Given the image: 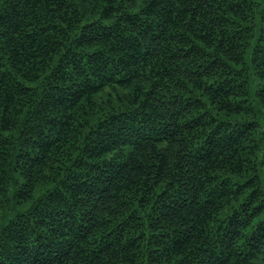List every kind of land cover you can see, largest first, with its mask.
Listing matches in <instances>:
<instances>
[{"label":"trees","instance_id":"1","mask_svg":"<svg viewBox=\"0 0 264 264\" xmlns=\"http://www.w3.org/2000/svg\"><path fill=\"white\" fill-rule=\"evenodd\" d=\"M0 264H264V0H0Z\"/></svg>","mask_w":264,"mask_h":264}]
</instances>
